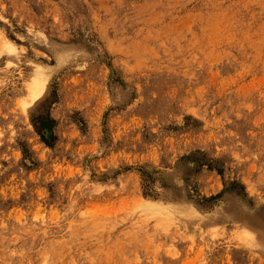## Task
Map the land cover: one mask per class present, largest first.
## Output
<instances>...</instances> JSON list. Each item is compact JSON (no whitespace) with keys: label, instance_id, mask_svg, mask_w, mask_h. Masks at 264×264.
Here are the masks:
<instances>
[{"label":"rangeland","instance_id":"374dc122","mask_svg":"<svg viewBox=\"0 0 264 264\" xmlns=\"http://www.w3.org/2000/svg\"><path fill=\"white\" fill-rule=\"evenodd\" d=\"M0 264H264V0H0Z\"/></svg>","mask_w":264,"mask_h":264},{"label":"bare ground","instance_id":"6f19581e","mask_svg":"<svg viewBox=\"0 0 264 264\" xmlns=\"http://www.w3.org/2000/svg\"><path fill=\"white\" fill-rule=\"evenodd\" d=\"M35 90H37L36 92L39 93V92H38V91H39L38 88H37V89H34V91H32V93H34ZM36 92H35V93H36ZM37 93H36V94H37ZM34 96H35V94H34Z\"/></svg>","mask_w":264,"mask_h":264}]
</instances>
